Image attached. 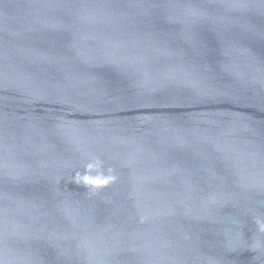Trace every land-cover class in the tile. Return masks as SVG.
Listing matches in <instances>:
<instances>
[{
	"label": "water",
	"instance_id": "obj_1",
	"mask_svg": "<svg viewBox=\"0 0 264 264\" xmlns=\"http://www.w3.org/2000/svg\"><path fill=\"white\" fill-rule=\"evenodd\" d=\"M257 216L264 0H0V264H264Z\"/></svg>",
	"mask_w": 264,
	"mask_h": 264
},
{
	"label": "clouds",
	"instance_id": "obj_2",
	"mask_svg": "<svg viewBox=\"0 0 264 264\" xmlns=\"http://www.w3.org/2000/svg\"><path fill=\"white\" fill-rule=\"evenodd\" d=\"M82 157L86 161L83 164V170H74L72 175L68 177L65 183H72L78 187H82L86 192H99L115 183L117 176L111 166H106L105 160L100 156L83 152ZM257 230L264 233V216H257L254 219Z\"/></svg>",
	"mask_w": 264,
	"mask_h": 264
}]
</instances>
